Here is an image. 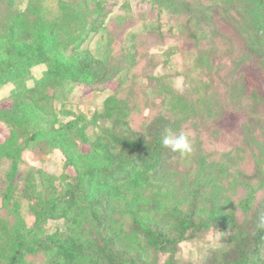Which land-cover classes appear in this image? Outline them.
I'll use <instances>...</instances> for the list:
<instances>
[{
  "label": "trees",
  "instance_id": "16d2710c",
  "mask_svg": "<svg viewBox=\"0 0 264 264\" xmlns=\"http://www.w3.org/2000/svg\"><path fill=\"white\" fill-rule=\"evenodd\" d=\"M256 2L249 11L252 19L249 28L228 13V6L222 1L213 0L199 7L195 11L197 13L190 11L196 19L194 25L187 19L180 29L187 32L189 40L198 44L200 40L220 33L199 31L195 26L217 17L234 29L245 52L264 67V0ZM22 15L27 16V11H22ZM103 19L104 9L101 8L92 20L93 29H97ZM14 26L20 25L17 21L12 23L0 41V83H14L11 91L13 102L10 107L0 109V121L11 128L22 127L27 134L31 133L28 138L33 150L46 153L56 147L69 158L70 153L63 146L62 139L80 124L86 132L93 130L94 141L90 145L92 150L99 149L94 151L99 162L75 175L65 172L53 175L39 169L36 177L38 193H35L34 184L24 181L23 195L30 201L34 200L30 209L36 214L30 228H26L20 205L14 200L18 184L17 165L12 162L6 173L5 189L0 191L4 206L11 209L7 213L11 219H4L5 228L1 227V264H34L28 256L39 251L47 254L45 264H264V229L256 226L259 215L264 213V200L250 217L241 221L218 213L204 186L188 182L187 172L183 169L192 164V158L201 155L202 136H196L191 143V152L183 155L163 145L166 136L183 133V126L192 120L205 118L207 122L212 110L219 108L224 111V106L211 90L213 87L209 86L215 81V76L223 81L232 103L239 105L244 98L248 99V120L243 125L245 131L238 135L243 147L253 143L251 138L257 132H264V95L257 89H248L239 78H223L219 64L213 61L217 56L214 47L199 52L194 59L197 65L205 68L204 74L209 75L206 82L197 77L190 80L191 90L197 96L166 89L163 109L154 114L142 129L131 126L128 110L117 98L124 77H118L115 89L103 99V107L95 109L91 117L79 112L66 119L69 115L60 108L68 101L66 92L55 91L51 96L44 94L49 100L47 110H43L56 117L44 120L37 111L24 109L22 102L27 107L36 100L35 95L47 79L70 85V92L73 85L83 78L91 84L105 81L111 70L108 55L97 57L85 48L69 53L70 60L66 61L50 47V39L41 36V31L44 32L42 27L32 32L17 31ZM150 27L160 28V23L156 21ZM133 59L134 55L129 60ZM40 62H47L48 67L42 77L35 78L33 85L28 86L24 74ZM39 109L42 111V107ZM6 143L0 149L5 148ZM236 178L245 185L254 179L261 183L263 171L260 161L255 160L251 173L238 170ZM138 186L157 190L164 188L169 192L171 202L161 205L154 196L143 201L139 207L144 214L133 212L128 227L119 231L110 222L111 198L116 192L125 194ZM242 208L248 210L246 202L242 203ZM85 217L91 219L92 224L85 234L79 235L77 230ZM50 220H61L62 223L50 231L47 227ZM211 231L217 234V242L202 248L198 263L178 259L181 243L201 240ZM165 254L167 259L161 260Z\"/></svg>",
  "mask_w": 264,
  "mask_h": 264
},
{
  "label": "rangeland",
  "instance_id": "374dc122",
  "mask_svg": "<svg viewBox=\"0 0 264 264\" xmlns=\"http://www.w3.org/2000/svg\"><path fill=\"white\" fill-rule=\"evenodd\" d=\"M210 1L213 0H0V41L10 25L17 21L20 26L13 28L17 31L34 32L42 27L44 32L41 31V36L48 37L50 47L66 61L70 60L69 53L87 48L97 57L107 54L111 67L110 76L105 81L91 84L83 78L73 85L72 92L68 90L70 85L47 79L35 95L36 100L27 107L22 102V107L37 111L44 120L56 119L53 113L43 110H47L49 100L44 94L51 96L55 91L63 90L68 101L60 108L69 115L66 119L73 118L79 112L91 117L95 109L103 107V99L115 89L118 77H124L117 98L125 104L131 126L142 129L154 114L163 109L166 89L197 96L191 90L190 80L197 77L206 82L209 75L204 74L205 68L197 65L194 59L199 52L208 51L211 47H214L217 55L213 61L219 64L223 78H239L248 89H257L264 95V67L245 52L239 36L228 23L214 17L195 26L199 31L215 30L220 33L219 36L204 38L198 44L189 40L187 32L180 29L187 19L191 25L196 20L190 11L195 12ZM219 1L228 6V13L245 28L252 25L249 11L257 3L256 0ZM101 8L104 9V19L97 29H93L92 20ZM22 11H27V16H23ZM156 21L160 23V28H151L150 24ZM133 55L134 59L129 60ZM47 67V62L31 66L24 74L25 83L33 85L34 79L42 77ZM209 86L213 87L211 90L224 106V111L216 108L212 110L211 117H207V122L205 118H198L183 126L181 132L187 135L191 143L198 135L203 138L201 155L192 158V164L183 169L187 172L188 182L204 186L218 213L241 221L250 217L264 200V132H257L251 138L253 143L243 147L238 135L243 132V125L248 120V99L244 98L243 104L232 103L223 81L217 76ZM13 88L11 81L0 83V109L11 106ZM218 111L219 116H216ZM30 134L22 127L11 128L0 121V146L7 141L5 148L0 149V191L5 189L6 173L15 161L18 188L14 200L20 205L26 228L33 226L36 214L30 209L34 200L30 201L23 195L24 181L34 184L35 193H38L36 177L39 169L53 175L63 172L75 175L79 170L99 162L95 153L98 148L92 150L90 145L94 141L93 130L86 132L80 124L75 125L73 131L62 139L70 158L56 147L46 153L33 150L28 138ZM256 159L261 163L263 181L259 183L254 179L248 185L240 183L236 178L237 171L251 173ZM169 195L164 188L157 190L146 186H138L125 194L116 192L111 198L110 222L117 230H125L133 212L144 214L139 207L143 201L154 196L163 205L171 202ZM243 202L247 203V211L242 208ZM8 210L11 211L4 206L0 195V242L1 227L5 228L3 221L11 219L7 215ZM61 223V220H50L47 227L53 231ZM91 224V219L83 218L77 234H85ZM214 241L217 242V234L211 231L201 240L183 242L177 257L181 262L198 263L202 248L208 243L215 244ZM28 257L34 264L47 262V254L42 251ZM165 259L167 254L161 256V260Z\"/></svg>",
  "mask_w": 264,
  "mask_h": 264
},
{
  "label": "clouds",
  "instance_id": "9594fccd",
  "mask_svg": "<svg viewBox=\"0 0 264 264\" xmlns=\"http://www.w3.org/2000/svg\"><path fill=\"white\" fill-rule=\"evenodd\" d=\"M163 145L172 152H179L182 155L190 153L192 150L191 142L184 133L175 136H166L163 140ZM256 226L258 229H264V213L259 215Z\"/></svg>",
  "mask_w": 264,
  "mask_h": 264
}]
</instances>
